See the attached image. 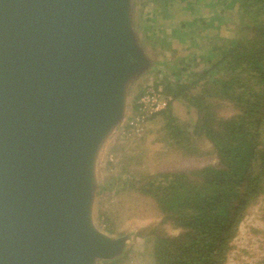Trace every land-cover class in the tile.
I'll return each mask as SVG.
<instances>
[{"label": "water", "instance_id": "95a60500", "mask_svg": "<svg viewBox=\"0 0 264 264\" xmlns=\"http://www.w3.org/2000/svg\"><path fill=\"white\" fill-rule=\"evenodd\" d=\"M120 0H0V264H89L91 149L134 61Z\"/></svg>", "mask_w": 264, "mask_h": 264}, {"label": "trees", "instance_id": "16d2710c", "mask_svg": "<svg viewBox=\"0 0 264 264\" xmlns=\"http://www.w3.org/2000/svg\"><path fill=\"white\" fill-rule=\"evenodd\" d=\"M172 1L149 0L157 22L172 17ZM181 1L193 11L196 0ZM235 2L240 36L200 54L202 66L194 73L188 72L191 60L182 62L177 71L187 72L163 84L167 104L155 115L162 116L168 139L180 145L202 135L217 161L137 182L162 214L135 232L152 237L154 264H225L244 208L264 194V0H227L225 6ZM226 101L234 112H223Z\"/></svg>", "mask_w": 264, "mask_h": 264}, {"label": "rangeland", "instance_id": "374dc122", "mask_svg": "<svg viewBox=\"0 0 264 264\" xmlns=\"http://www.w3.org/2000/svg\"><path fill=\"white\" fill-rule=\"evenodd\" d=\"M184 2L173 0L172 17L157 22L152 16L155 5L149 0H120L121 23L134 61L116 81V114L97 137L84 178L86 216L95 231L116 241V249L109 257H92L89 264H154L152 237L135 232L157 222L162 214L153 196L136 189L137 182L160 180L163 173L217 161L212 144L202 135L180 145L168 139L157 113L140 125L134 121L136 100L146 88L163 92V84L176 80L174 74L185 61L191 60L188 72L194 73L202 66L200 54L224 38L240 36L237 2L230 7L225 6L227 0H196L190 13ZM174 30L178 35H173ZM180 72L182 76L187 71ZM224 103L225 114L235 111L229 101ZM244 209L225 264L264 260V194ZM104 220L111 232L105 230ZM166 228L170 231L172 226Z\"/></svg>", "mask_w": 264, "mask_h": 264}, {"label": "built area", "instance_id": "2783aa9c", "mask_svg": "<svg viewBox=\"0 0 264 264\" xmlns=\"http://www.w3.org/2000/svg\"><path fill=\"white\" fill-rule=\"evenodd\" d=\"M167 99L160 88H146L136 100L135 123L140 125L148 117L165 109Z\"/></svg>", "mask_w": 264, "mask_h": 264}]
</instances>
